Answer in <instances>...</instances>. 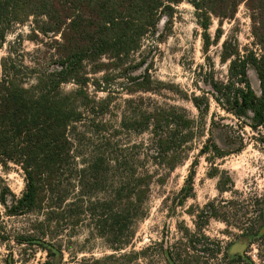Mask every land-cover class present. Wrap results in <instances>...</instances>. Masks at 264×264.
Returning <instances> with one entry per match:
<instances>
[{"label":"rangeland","instance_id":"1","mask_svg":"<svg viewBox=\"0 0 264 264\" xmlns=\"http://www.w3.org/2000/svg\"><path fill=\"white\" fill-rule=\"evenodd\" d=\"M32 27L31 19L8 29L0 43V81L5 67L12 68L14 61V78L26 86L36 84V74L28 67L40 71V63L46 61L41 41L50 43L51 38L41 35L33 40ZM219 29L222 37L205 54L195 9L183 2L161 19L135 51L105 58L107 65L98 72L88 64L83 94L75 81L61 85L60 91L71 96L83 119L72 128L77 166L103 159L99 181L90 185L85 199L103 202L113 198L121 184L138 185L144 176L152 181L146 198L123 196L130 208L128 218L122 220L125 228L119 242L125 246L116 250L118 243L100 235L94 220L88 219L55 236L61 252L53 258L54 264H227L226 258L243 251L245 260L239 264H264V129L241 127V121L212 98L209 112L201 116L191 100L208 89L202 83L203 72L212 69L217 80H225L227 66L220 62L224 40L235 37L242 51L254 46L243 5L235 19L222 26L214 18L208 33L214 39ZM249 76L259 92L254 69ZM214 115L216 128L211 125ZM188 116L197 121L191 138L182 123L166 120ZM160 138L166 139L161 147ZM210 138L221 149H236L242 140L244 147L214 159L211 153H200ZM160 151L164 152L155 160ZM0 184L20 196L25 188L22 170L0 164ZM208 204L215 205L218 217H205ZM103 211L99 206L97 216ZM34 219L33 215L2 216L6 231L12 233ZM203 241L209 247L206 251ZM22 247L0 241V264L11 252L16 264L46 261V252L37 249L27 258L21 255Z\"/></svg>","mask_w":264,"mask_h":264},{"label":"trees","instance_id":"2","mask_svg":"<svg viewBox=\"0 0 264 264\" xmlns=\"http://www.w3.org/2000/svg\"><path fill=\"white\" fill-rule=\"evenodd\" d=\"M183 2L195 9L203 29L205 54L222 37V29L214 39L208 33L213 19L222 26L224 21L235 19L241 5L246 8L253 48L242 51L235 37L224 40L220 62L227 66L225 80H217L212 69L203 72L202 83L208 89L191 100L201 116L209 112L212 98L225 112L241 121V127L249 126L254 131L264 129V0H0V43L4 42L10 27L31 19L33 40H40L41 35L51 38L50 43L41 41L46 47V61L40 63V71L28 67L36 74L35 85L26 86L14 78V61L12 68L5 67L0 81V164L5 168L10 164L18 166L25 181L20 196L0 184L1 242L14 241L23 246L21 255L27 254V258L37 249L44 251L47 259L42 264H54L53 258L61 252L55 236L92 219L100 235L118 243L116 250L125 246L119 242L125 228L122 220L128 218L130 208L123 196L137 199L139 194L146 198L152 177L144 176L138 185L121 184L114 191V197L103 202L85 199L90 185L99 181L103 159L97 158L83 168L77 166L72 128L73 123L83 119L71 96L63 94L60 88L72 80L80 85L78 93L83 94L88 64L92 65V72H98L106 67L105 58H121L135 51L143 38L156 30L161 19L170 16L174 6ZM250 69L257 75L259 92L252 86ZM215 118L214 115L212 128L218 124ZM166 120L169 124L182 123L188 131L187 138L192 137L197 122L192 117H167ZM208 141L200 153H211L214 159L240 152L244 147L243 140L233 150L221 149L211 138ZM157 143L161 147L166 139L160 138ZM99 206L104 211L97 216ZM203 213L205 217H218L213 204H208ZM4 214L8 217L33 215L35 219L12 233L6 231ZM205 245L208 246L203 241L204 251L209 248ZM5 264H16L13 252Z\"/></svg>","mask_w":264,"mask_h":264},{"label":"flooded vegetation","instance_id":"3","mask_svg":"<svg viewBox=\"0 0 264 264\" xmlns=\"http://www.w3.org/2000/svg\"><path fill=\"white\" fill-rule=\"evenodd\" d=\"M262 230H264V229H262ZM263 234H264V232H263ZM243 253H244V251H243ZM243 253H240V254H238V256H235V257L226 258V263L227 264H239V263L243 262V260H245L244 257L242 256Z\"/></svg>","mask_w":264,"mask_h":264}]
</instances>
